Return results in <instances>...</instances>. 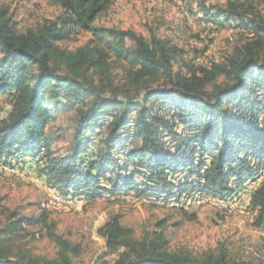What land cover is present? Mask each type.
<instances>
[{
  "label": "trees",
  "instance_id": "trees-1",
  "mask_svg": "<svg viewBox=\"0 0 264 264\" xmlns=\"http://www.w3.org/2000/svg\"><path fill=\"white\" fill-rule=\"evenodd\" d=\"M48 1L61 15L25 32H17L7 10L0 9V96L11 100L0 121L1 163L29 161L34 168L39 163L37 174L58 194L87 199L128 192L169 199L197 192L222 200L259 174L264 166V20L244 8L251 0H226V8L216 11L203 2L207 22L236 23L251 38L224 62L183 63L179 69L173 67L177 50L169 40L95 24L115 0ZM76 30L91 38L75 50L62 48L59 43ZM112 62L128 66L124 90L94 80L96 72L106 77ZM60 110H74L76 120L67 153L53 156L46 126ZM248 202L261 219L264 177ZM39 221L58 247L57 260L42 264H73L78 247L45 218L33 217L0 228V264H39L11 255L4 244V235L21 222ZM156 226L134 239L115 215L97 233L107 249L118 250L113 264H250L229 260L224 252L170 250L164 222Z\"/></svg>",
  "mask_w": 264,
  "mask_h": 264
},
{
  "label": "rangeland",
  "instance_id": "rangeland-1",
  "mask_svg": "<svg viewBox=\"0 0 264 264\" xmlns=\"http://www.w3.org/2000/svg\"><path fill=\"white\" fill-rule=\"evenodd\" d=\"M203 2L212 11L226 8V0H115L95 24L132 29L146 39L155 33L169 40L177 50L174 69L183 67V63L209 66L211 62H224L228 56L235 55L236 49L251 34L236 23L221 27L207 22L201 7ZM244 8L264 20V0H251ZM0 9L7 10L17 32L38 28L45 20L61 15V9L48 0H0ZM90 38V33L76 30L59 45L75 50ZM127 70L126 64L112 62L104 73L106 77L102 79L100 72H96L94 80L98 83L107 80L114 88L124 90L129 86ZM10 109V97L0 96V121ZM75 120L74 110H60L48 122L46 133L53 156L67 153ZM0 164V228L21 218H45L48 224H54L58 235L78 247L79 254L73 257V264H113L118 250L107 249L97 229L115 215L134 239L150 235L158 222H164L170 250L184 249L197 255L224 252L229 260L237 263L264 264V216L260 219L258 212L243 200L244 193L264 177V166L252 179L254 183L248 181L244 189L230 199L227 197L230 203H238L222 206L219 203H225V199H213L197 192L182 194L177 203L178 197L166 202L156 196H137L133 192L117 197L104 194L94 199L62 196L37 174L39 163H34L36 169L29 161L19 166ZM125 174L128 175L127 170ZM198 195L203 196L200 199ZM4 244L11 255H24L38 260L39 264L58 258V247L46 236L41 221L21 222L4 235Z\"/></svg>",
  "mask_w": 264,
  "mask_h": 264
},
{
  "label": "built area",
  "instance_id": "built-area-1",
  "mask_svg": "<svg viewBox=\"0 0 264 264\" xmlns=\"http://www.w3.org/2000/svg\"><path fill=\"white\" fill-rule=\"evenodd\" d=\"M19 166V165H18ZM17 167V166H16ZM15 168V167H14ZM29 174H31L32 176H33V174H32V172H31V170H29ZM257 187V185L256 186H253V188L251 189V190H254L255 188ZM250 190V191H251ZM250 191H248L247 193H244V196H243V200L245 201V203L247 202V201H249V198H250ZM196 197H200L199 195L198 196H196ZM54 198H55V196H54ZM202 197H200V199H201ZM147 201H155V202H157V203H162V201H158V200H156V199H147ZM236 203H238V202H234V203H219L220 205H226V204H233V205H235ZM77 205L79 204L78 203V201H77V203H76Z\"/></svg>",
  "mask_w": 264,
  "mask_h": 264
},
{
  "label": "bare ground",
  "instance_id": "bare-ground-1",
  "mask_svg": "<svg viewBox=\"0 0 264 264\" xmlns=\"http://www.w3.org/2000/svg\"><path fill=\"white\" fill-rule=\"evenodd\" d=\"M43 151H44V148L41 149V152H43ZM124 154H125V153H124ZM121 156H122V155H121ZM121 156H120V157H121ZM121 159H122V158H121ZM122 161H123V160H122ZM0 165H1V164H0ZM129 169H130V168H129ZM261 172H262V171H261ZM252 183H254V182L252 181ZM253 186H254V185H253ZM251 187H252V186H251ZM251 189H252V188H251ZM240 193H241V192H240ZM57 195H58V194H57ZM59 196H60V195H59ZM137 196H138V195H137ZM202 196H203V195H202ZM202 196H201V197H202ZM55 197H56V196H55ZM77 197H79V196H77ZM182 197H183V196H181V198H182ZM236 197H237V196H236ZM61 198H62V197H61ZM155 198H160L161 200H164V201L166 200V202L169 201L168 199H164L163 197L161 198V197H159V196H156ZM174 198H175V197H174ZM181 198H180V196H179L178 198H176V199H177L176 203H177L178 201H180ZM232 198H233V197H232ZM237 198H238V197H237ZM69 199H70V198H69ZM78 199H79V198H78ZM196 199H197V198H196ZM227 199H228V198L226 197V198H225V203H230V201L227 200ZM229 199H230V197H229ZM234 199H235V198H234ZM144 200H145V197H144ZM173 200H174V199H173ZM80 201H81V200H80ZM145 201H146V200H145ZM214 201H215V200H214ZM218 201H219V200H218ZM239 201H240V200H239ZM170 202H171V201H170ZM212 202H213V201H212ZM61 203H63V202H61ZM67 203H68V202H67ZM75 203H76V202H75ZM165 204H166V203H165ZM195 204H196V203H195ZM202 204H203V203H202ZM212 204H213V203H212ZM227 205H228V204H227ZM225 206H226V205H225ZM232 206H233V205H232Z\"/></svg>",
  "mask_w": 264,
  "mask_h": 264
}]
</instances>
